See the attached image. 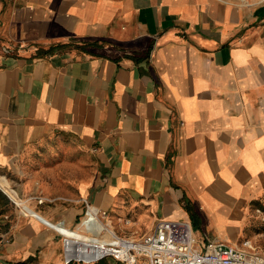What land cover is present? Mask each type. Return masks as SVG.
Listing matches in <instances>:
<instances>
[{
	"label": "crops",
	"instance_id": "0c3cea01",
	"mask_svg": "<svg viewBox=\"0 0 264 264\" xmlns=\"http://www.w3.org/2000/svg\"><path fill=\"white\" fill-rule=\"evenodd\" d=\"M0 189V264H65L88 204L130 237L202 217L257 246L264 0H0Z\"/></svg>",
	"mask_w": 264,
	"mask_h": 264
},
{
	"label": "built area",
	"instance_id": "2783aa9c",
	"mask_svg": "<svg viewBox=\"0 0 264 264\" xmlns=\"http://www.w3.org/2000/svg\"><path fill=\"white\" fill-rule=\"evenodd\" d=\"M105 215V212L88 204L81 218L80 224H84V228L80 230L82 234L94 236L93 231L99 222L107 227L100 237L106 243L95 238L78 240L76 247L83 249L84 246H89L84 248H89L88 254L75 256L69 245L76 237L60 231L64 241L65 264H93L107 258L128 264H264V250L250 239L244 240L240 245L208 240L200 247L194 225L189 220L161 218L149 233L141 237L124 238L116 231L112 232ZM105 231L109 232V237L103 235ZM95 250H98L97 254L92 255Z\"/></svg>",
	"mask_w": 264,
	"mask_h": 264
},
{
	"label": "rangeland",
	"instance_id": "374dc122",
	"mask_svg": "<svg viewBox=\"0 0 264 264\" xmlns=\"http://www.w3.org/2000/svg\"><path fill=\"white\" fill-rule=\"evenodd\" d=\"M259 197L264 198V194H260ZM258 201H260V200H257L255 198L252 199L251 205H248V207H247L248 208L247 211H249V224H248L247 228H248V235H250V236L251 235L252 236H258V240H255V242L257 243V246L259 248L264 250V209H261V210L259 209ZM16 208H17V204L14 203L11 200V203L8 206V210H7L6 214H11L12 212L16 211ZM23 211L25 212V209H23ZM195 212L199 215L198 210L195 209ZM4 217L5 216H0V227L1 228L5 226V224H3V218ZM194 222L196 223V226L194 225L195 226L194 227V233L196 235V238H198L197 235H200L201 240H202L201 244H203L204 242H207L208 239H206V238L211 235L210 233H212V231L207 226L206 221L201 217V221L200 222H199L198 219H196ZM101 223L104 226V223L103 222H101ZM197 224H199L201 227H197ZM79 225H80V222L72 229H74V230L76 229L77 230ZM197 228H200V229H198L199 231L201 230L200 233L197 231ZM104 229H105V227H104ZM59 230H60V228H59ZM60 231L62 232V229ZM202 234H203V236H202ZM103 235L105 237H109V232L105 231ZM119 235L121 237H124V238H129L130 237L129 235H126V234H119ZM143 235H141V236H143ZM211 237H212V235L210 236V238ZM251 240H253V239H251ZM198 242H199V240H198ZM63 256H64V248H63ZM103 263L104 264H128L126 262L119 261V260H116L114 258H109L108 261H104ZM141 264H145V263L142 262Z\"/></svg>",
	"mask_w": 264,
	"mask_h": 264
},
{
	"label": "bare ground",
	"instance_id": "6f19581e",
	"mask_svg": "<svg viewBox=\"0 0 264 264\" xmlns=\"http://www.w3.org/2000/svg\"><path fill=\"white\" fill-rule=\"evenodd\" d=\"M104 227H105V229L107 228L105 226V224L103 226V224L101 222H99L98 225L96 226V229H94V231H93V233H94L93 235L94 236L80 233V230L84 228V224H80L78 226L79 230L63 229L62 228V232L65 233V234H68V235H70L72 237H76V240L72 241L71 244L69 245V247H70V250L73 252V254L75 256H77V255H83L85 253L88 254V252L90 251L89 248L84 249L85 247H89V246H84L83 249H80L78 246L76 247V244H78V240L81 239V238H83V239H92V240H94V238H95V239L101 241L102 243H106V241H103V239H100L101 234L105 230ZM110 229L112 230V232L115 231V230H113V228L111 226H110ZM97 252H98V250H95L92 253V255L97 254Z\"/></svg>",
	"mask_w": 264,
	"mask_h": 264
},
{
	"label": "trees",
	"instance_id": "16d2710c",
	"mask_svg": "<svg viewBox=\"0 0 264 264\" xmlns=\"http://www.w3.org/2000/svg\"><path fill=\"white\" fill-rule=\"evenodd\" d=\"M53 49H50V52H52ZM11 203V199L0 189V216H3L6 214L8 210V206ZM109 258L103 259L99 262L93 263V264H104V261H108ZM70 264H85L81 262H72Z\"/></svg>",
	"mask_w": 264,
	"mask_h": 264
},
{
	"label": "water",
	"instance_id": "95a60500",
	"mask_svg": "<svg viewBox=\"0 0 264 264\" xmlns=\"http://www.w3.org/2000/svg\"><path fill=\"white\" fill-rule=\"evenodd\" d=\"M42 220H44L46 223H48V221H46L45 219L42 218Z\"/></svg>",
	"mask_w": 264,
	"mask_h": 264
}]
</instances>
